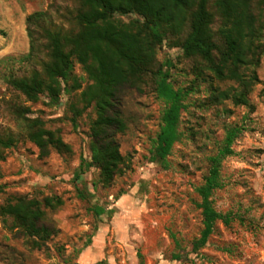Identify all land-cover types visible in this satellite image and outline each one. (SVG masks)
<instances>
[{
	"label": "rangeland",
	"instance_id": "rangeland-1",
	"mask_svg": "<svg viewBox=\"0 0 264 264\" xmlns=\"http://www.w3.org/2000/svg\"><path fill=\"white\" fill-rule=\"evenodd\" d=\"M50 4L0 0V138L14 141L10 149L0 147V208L19 197L56 198L62 205L47 214L59 232L41 250L31 249L11 230V221L0 217V264H264V55L254 69L259 82L248 96L251 108L231 100L216 104L218 91H237L238 86L216 80L174 46L175 38L165 39L155 53L154 73L126 90L122 111L127 130L117 138L125 165L104 186L99 171L88 167L96 116L92 106L84 110L79 101L89 84L81 66L73 61L81 90L63 94L59 107L44 96L30 103L8 85L10 75H30L23 63L29 53L26 18ZM74 7V0H66L65 9ZM72 16L67 22L53 19L49 30L66 34L75 26ZM40 45V63L34 68L42 73L49 60L44 36ZM162 75L181 103L176 140L159 161L158 137L170 108L158 90ZM19 107L29 111L24 119L14 113ZM25 120L41 121L69 152L51 150L40 158L27 138ZM231 132V154L219 164L220 188L210 200L217 213H230L233 219L227 227L216 222L200 246L204 223L198 189L209 175L210 159L219 157ZM102 229L105 234L97 241Z\"/></svg>",
	"mask_w": 264,
	"mask_h": 264
},
{
	"label": "trees",
	"instance_id": "trees-1",
	"mask_svg": "<svg viewBox=\"0 0 264 264\" xmlns=\"http://www.w3.org/2000/svg\"><path fill=\"white\" fill-rule=\"evenodd\" d=\"M74 1L72 11L64 8L66 0H51L46 11L26 18L29 53L23 63L31 73L10 75L8 85L30 103L44 96L52 106L59 107L63 94L81 90L73 75V61L81 66L89 84L81 91L79 101L84 110L92 106L96 116L90 128L88 167L99 171L104 186H109L125 165L117 138L127 130L122 111L126 90L136 88L146 73H154L155 53L165 39L175 38L174 46L216 80L238 86L237 91H218L214 103L231 100L236 106L251 108L248 96L259 82L254 69L264 55V0ZM72 14L75 26L66 34L61 29L49 30L53 19L67 22ZM132 15L138 18L129 23L121 21ZM42 36L47 40L49 60L39 73L34 67L40 63ZM158 90L170 103L155 153L159 161H164L176 140L181 98L171 91L163 75ZM14 113L24 119L29 111L19 107ZM25 121L27 138L38 149L40 158H47L51 150L69 152L58 135L45 130L41 121ZM234 136V132L229 133L219 157L210 159L209 175L198 189L204 223L197 242L200 246L206 243L216 222L227 227L233 219L230 213H217L210 198L220 188L219 164L231 154ZM13 146V138H0L3 149ZM61 205L56 198L39 202L19 197L0 208V217L11 221V230L18 232L29 248L41 250L59 232L47 212ZM96 214L103 215V210Z\"/></svg>",
	"mask_w": 264,
	"mask_h": 264
},
{
	"label": "crops",
	"instance_id": "crops-1",
	"mask_svg": "<svg viewBox=\"0 0 264 264\" xmlns=\"http://www.w3.org/2000/svg\"><path fill=\"white\" fill-rule=\"evenodd\" d=\"M104 234H105V230L104 229L100 230V233L98 234V236L96 238L97 241L101 240L103 238ZM90 252H91V250H90Z\"/></svg>",
	"mask_w": 264,
	"mask_h": 264
}]
</instances>
